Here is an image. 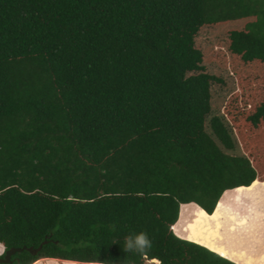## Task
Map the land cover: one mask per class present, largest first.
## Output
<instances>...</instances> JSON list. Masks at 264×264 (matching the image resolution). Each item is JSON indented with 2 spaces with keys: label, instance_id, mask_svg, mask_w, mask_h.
Here are the masks:
<instances>
[{
  "label": "trees",
  "instance_id": "obj_1",
  "mask_svg": "<svg viewBox=\"0 0 264 264\" xmlns=\"http://www.w3.org/2000/svg\"><path fill=\"white\" fill-rule=\"evenodd\" d=\"M231 191L264 205V0H0L1 258L237 264L176 232Z\"/></svg>",
  "mask_w": 264,
  "mask_h": 264
},
{
  "label": "rangeland",
  "instance_id": "obj_2",
  "mask_svg": "<svg viewBox=\"0 0 264 264\" xmlns=\"http://www.w3.org/2000/svg\"><path fill=\"white\" fill-rule=\"evenodd\" d=\"M242 193L243 191L228 192L211 217L196 205L185 206L176 226L177 234L200 243L237 264H264V242L260 244V238L264 234V205L249 206L251 201H242ZM260 197L264 201V194ZM254 242L258 243V247L253 245ZM42 260L44 263L39 260V264H85ZM144 264L153 263L145 261Z\"/></svg>",
  "mask_w": 264,
  "mask_h": 264
},
{
  "label": "clouds",
  "instance_id": "obj_3",
  "mask_svg": "<svg viewBox=\"0 0 264 264\" xmlns=\"http://www.w3.org/2000/svg\"><path fill=\"white\" fill-rule=\"evenodd\" d=\"M151 244L152 242L146 232L130 233L124 237V250L127 253L143 254L151 248ZM0 255H2V250H0Z\"/></svg>",
  "mask_w": 264,
  "mask_h": 264
},
{
  "label": "water",
  "instance_id": "obj_4",
  "mask_svg": "<svg viewBox=\"0 0 264 264\" xmlns=\"http://www.w3.org/2000/svg\"><path fill=\"white\" fill-rule=\"evenodd\" d=\"M42 245H40L37 249H33V248H12L9 249L5 252L4 257H0V264H10L11 263V257L16 254V253H20L22 251H28L30 254L35 255L38 251H40Z\"/></svg>",
  "mask_w": 264,
  "mask_h": 264
},
{
  "label": "crops",
  "instance_id": "obj_5",
  "mask_svg": "<svg viewBox=\"0 0 264 264\" xmlns=\"http://www.w3.org/2000/svg\"><path fill=\"white\" fill-rule=\"evenodd\" d=\"M213 227V226H212ZM262 238H260V239H262L261 240V243L260 244H263V242H264V234L261 236ZM244 242H245V240H244ZM246 242H247V240H246ZM253 245L255 246V247H258V243L257 242H254L253 243ZM0 250H2V248H0ZM261 252V251H260ZM262 253V252H261ZM41 262L42 263H44V261L43 260H41ZM40 263V261H37L36 263H34V264H39Z\"/></svg>",
  "mask_w": 264,
  "mask_h": 264
}]
</instances>
